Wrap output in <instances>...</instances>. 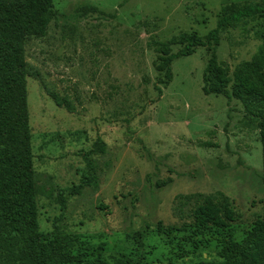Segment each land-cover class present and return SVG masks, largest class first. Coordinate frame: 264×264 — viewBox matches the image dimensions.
Listing matches in <instances>:
<instances>
[{
    "label": "rangeland",
    "instance_id": "rangeland-1",
    "mask_svg": "<svg viewBox=\"0 0 264 264\" xmlns=\"http://www.w3.org/2000/svg\"><path fill=\"white\" fill-rule=\"evenodd\" d=\"M259 0H52L56 17L26 44L27 104L39 232L59 214L58 193L86 173L95 182L66 196L60 227L109 264L218 261L226 240L241 242L261 215V145L241 105L202 93L208 51L172 63V81L154 89L155 47L186 33L205 37L224 6ZM91 6L101 13H83ZM264 16L221 32L219 62L234 70L261 44ZM53 95L69 104L59 105ZM221 192L237 214L224 228L183 229L189 204L177 195ZM164 231L159 232L158 226ZM174 227L172 232L167 228ZM88 246V247H87ZM102 247V249H99Z\"/></svg>",
    "mask_w": 264,
    "mask_h": 264
},
{
    "label": "trees",
    "instance_id": "trees-1",
    "mask_svg": "<svg viewBox=\"0 0 264 264\" xmlns=\"http://www.w3.org/2000/svg\"><path fill=\"white\" fill-rule=\"evenodd\" d=\"M78 10L101 13L91 6ZM263 16L264 0L241 6L230 4L222 8L216 26L205 37L182 33L158 42L155 47L157 80L154 89L158 95L172 81V63L205 48L208 56L202 72V93L223 96L229 120L231 104L238 102L247 123L257 130L261 145V215L241 242L231 238L224 242L219 252L220 260L196 264H264V29L255 54L236 66L232 73L229 66L219 62L216 56L222 31L243 20ZM55 17L52 0H0V264H109L101 255L91 262H84L88 248L74 252L80 244L79 237L63 232L60 227L67 208L65 194L80 195L85 187L95 182L89 157L105 153L106 146L102 143L83 154L86 173L78 184L58 193L55 201L59 214L53 217L48 233L39 232L25 49L29 40L45 34ZM53 99L59 105L69 104L65 98L56 95ZM175 202L179 212L186 204L190 205L188 221L182 227L192 229L194 235L209 227L224 228L237 218L229 198L221 192L177 195ZM174 229L169 227L167 231ZM158 231L164 229L159 225ZM112 264L134 263L121 258Z\"/></svg>",
    "mask_w": 264,
    "mask_h": 264
}]
</instances>
